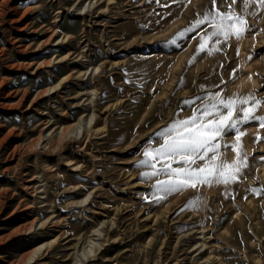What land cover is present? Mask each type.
<instances>
[{"label":"rangeland","instance_id":"obj_1","mask_svg":"<svg viewBox=\"0 0 264 264\" xmlns=\"http://www.w3.org/2000/svg\"><path fill=\"white\" fill-rule=\"evenodd\" d=\"M217 9L243 18L240 36L205 38L211 22H195ZM216 93L264 98L258 0H0V264L39 244L28 264L90 247L83 264H264L258 121L239 125L247 159L228 184L165 194L137 163L157 129Z\"/></svg>","mask_w":264,"mask_h":264},{"label":"snow or ice","instance_id":"obj_2","mask_svg":"<svg viewBox=\"0 0 264 264\" xmlns=\"http://www.w3.org/2000/svg\"><path fill=\"white\" fill-rule=\"evenodd\" d=\"M258 2L264 6V0ZM205 20L211 22V29L205 38L217 34L225 37L229 34L240 36L247 27L243 18L233 14L231 10L228 13L220 12L219 9L215 12L209 10L203 20H197L195 24H202ZM188 30L190 29L185 31ZM205 38L201 39L198 51L207 47ZM262 102L264 98H257L251 93L246 97L234 95L227 99L222 98L219 93L212 95L209 102L199 103L191 116L173 119L153 133L145 144L143 158L137 161L138 164L151 168V172L141 175H163L164 179L155 180V188L165 194L189 187L197 188L202 184H228L237 180L242 161L247 159L246 155L237 151V144L244 134L240 131L239 125L254 120L264 127V116L256 115ZM184 103L192 104V101L185 100ZM229 132L235 133V141L231 142V147L236 152V157L231 161L220 153L222 146H229L228 143L222 145L224 136ZM155 138L161 139L162 142L154 145L152 139ZM174 161L182 166L173 167Z\"/></svg>","mask_w":264,"mask_h":264},{"label":"bare ground","instance_id":"obj_3","mask_svg":"<svg viewBox=\"0 0 264 264\" xmlns=\"http://www.w3.org/2000/svg\"><path fill=\"white\" fill-rule=\"evenodd\" d=\"M250 72V71H249ZM240 81V80H239ZM80 127V123L78 122L76 124V128H79ZM35 227V226H34ZM31 228V227H30ZM29 229H27L26 231L29 232ZM40 244L39 245H36L32 250L31 252L26 256V259L25 261L23 260V264H26L27 262H30L33 258H34V255L36 254L37 250L40 248ZM93 254V249L92 247H90L88 249V251L84 250L83 254H81L80 256L83 255V257H78V254L76 255V259H75V263L74 264H83L84 260L91 257V255ZM28 264V263H27Z\"/></svg>","mask_w":264,"mask_h":264}]
</instances>
